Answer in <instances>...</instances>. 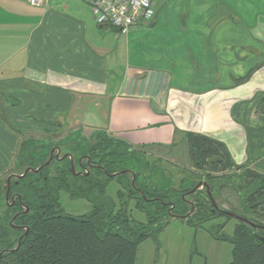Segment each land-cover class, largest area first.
Segmentation results:
<instances>
[{"label":"crops","instance_id":"obj_1","mask_svg":"<svg viewBox=\"0 0 264 264\" xmlns=\"http://www.w3.org/2000/svg\"><path fill=\"white\" fill-rule=\"evenodd\" d=\"M29 1L0 0V113L11 124L14 110L42 103V120L175 162L193 133L264 175V0H165L164 11L156 0L151 27L176 14L183 44L157 50L149 66L128 63L124 35L98 25L82 0ZM17 142L1 119L0 178Z\"/></svg>","mask_w":264,"mask_h":264},{"label":"trees","instance_id":"obj_2","mask_svg":"<svg viewBox=\"0 0 264 264\" xmlns=\"http://www.w3.org/2000/svg\"><path fill=\"white\" fill-rule=\"evenodd\" d=\"M0 118L11 132L22 135L3 113ZM52 141L20 147L16 161L23 176L10 186L9 202L14 197V206L6 204L8 189L0 180V264H135L139 245L148 239L158 243L174 218L195 227L219 217L232 220L215 200V194L227 188L244 195L252 211L264 212V175L235 166L225 145L206 136H185L195 170L192 179L184 176L178 184L160 159L149 162L147 152L106 131L86 136L83 130H74L60 144L65 152L61 160L50 161ZM232 171L236 175L227 178ZM112 181L121 185L117 202L107 194ZM200 183L207 187L197 188ZM63 193L88 202L90 212L67 214ZM132 206L147 215L146 226L131 218ZM156 214L169 219L158 226ZM244 219L250 223L238 220L232 236L225 233L226 224H214L207 231L216 241L232 245L231 264H264L260 240L264 225ZM150 226L157 228L153 231Z\"/></svg>","mask_w":264,"mask_h":264},{"label":"rangeland","instance_id":"obj_3","mask_svg":"<svg viewBox=\"0 0 264 264\" xmlns=\"http://www.w3.org/2000/svg\"><path fill=\"white\" fill-rule=\"evenodd\" d=\"M159 2V1H158ZM161 5L165 4V0H162ZM165 6V5H164ZM167 6L163 8V11ZM170 8H175L172 3L169 6ZM156 16V8H155ZM147 26H141L137 29H134L129 32L128 36L124 35L120 40V49L123 52L126 50L127 61L128 63L136 65H150L149 57L152 56L159 49H167L169 47L177 48L183 44V40L177 39L179 33L177 32L178 27L183 25V20L181 17L176 14L171 18L170 22L166 20H161L158 24L151 27L154 19ZM155 47V48H154ZM25 106L29 107V111H22V109L14 110L15 122L14 125L22 135L18 137V142L16 145V155H15V164L12 170L6 172L1 178V181L7 179L11 174H21L23 168L17 166V155L19 153L20 147L27 142L33 143L37 146L41 145V138H48V134L51 132L62 134L73 133L74 123L70 120H65L63 127H55L54 122H49L42 120V103H26ZM50 109L53 108V105H50ZM12 110V109H11ZM1 120V119H0ZM61 129V130H60ZM103 131V130H100ZM86 136H90L93 131H83ZM63 154H65L63 150ZM146 160L153 163L158 159L163 162L169 172L168 175L172 179L177 180V183L184 176L192 179L191 173L194 171V165L190 160V164L186 166L184 160L188 158L186 151H180L178 155V161L176 162L168 157L155 156L148 153V156L145 157ZM187 163H189L187 161ZM188 169L189 173H181L179 170ZM171 171V172H170ZM197 172V171H196ZM197 174V173H196ZM203 176V173H200ZM231 175H236V172H230L225 176L230 178ZM232 182V181H231ZM121 188V185L117 181H112L107 190V194L115 202H117L116 191ZM202 192L204 191L201 189ZM245 193V192H244ZM243 194V193H242ZM243 196V197H242ZM216 206L224 211L234 213L239 217H244L251 219L257 223L264 225V212L261 208L252 211L249 206L246 205L244 200V195L238 194L232 189H225L221 192L215 194ZM61 203L67 214L73 216H81L87 214L91 210V206L88 202L84 200H73L67 194L63 193L61 195ZM129 215L137 223H143L145 226L148 223L147 215L135 209L133 206L129 209ZM169 218L165 217H154V222H157L160 226L163 221H167ZM194 222H197L194 220ZM237 219L229 220L226 217H219L202 227L190 226L186 222H183L181 219H172L165 226L163 232L158 238V243L153 239H148L139 245L136 263L135 264H231L232 262V245L227 242H219L211 237L207 229L212 227L214 224L223 225L226 224L224 229L225 233L229 236H232L234 233L235 226L238 225ZM157 227H151L155 231Z\"/></svg>","mask_w":264,"mask_h":264},{"label":"built area","instance_id":"obj_4","mask_svg":"<svg viewBox=\"0 0 264 264\" xmlns=\"http://www.w3.org/2000/svg\"><path fill=\"white\" fill-rule=\"evenodd\" d=\"M91 8L96 23L112 27L122 35L150 24L155 16L156 0H82ZM40 7L45 0H30Z\"/></svg>","mask_w":264,"mask_h":264},{"label":"flooded vegetation","instance_id":"obj_5","mask_svg":"<svg viewBox=\"0 0 264 264\" xmlns=\"http://www.w3.org/2000/svg\"><path fill=\"white\" fill-rule=\"evenodd\" d=\"M68 136H69V134H62L61 132H58V133L48 134V138L47 137L43 138L44 140H46V139L47 140H53L52 142L54 144V148H53V151L51 152L50 161L52 160L53 157H56V159H58V160H61L65 157V154H63V151H62V146L60 144L62 143V141L64 139L68 138ZM40 140L42 141V138ZM69 158L72 159L71 157H69ZM50 161L48 163H50ZM40 169H42V168H40ZM22 176L23 175H21V174H11L5 180L4 185H6L7 189H8L5 202L9 206H14V202H15L14 197L11 198L12 203L9 202V200H10V186L13 183V181L18 180Z\"/></svg>","mask_w":264,"mask_h":264},{"label":"water","instance_id":"obj_6","mask_svg":"<svg viewBox=\"0 0 264 264\" xmlns=\"http://www.w3.org/2000/svg\"><path fill=\"white\" fill-rule=\"evenodd\" d=\"M202 187H207V184L206 183H200L197 188H202ZM213 200V199H212ZM225 214L231 216L232 218L234 219H237V220H240V221H244V222H247V223H250L248 220L242 218V217H239L233 213H229V212H225ZM252 224V223H251ZM260 240L264 243V237H260Z\"/></svg>","mask_w":264,"mask_h":264}]
</instances>
